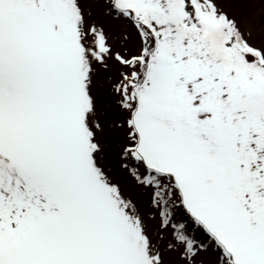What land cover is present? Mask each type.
I'll use <instances>...</instances> for the list:
<instances>
[{"label": "snow or ice", "instance_id": "snow-or-ice-1", "mask_svg": "<svg viewBox=\"0 0 264 264\" xmlns=\"http://www.w3.org/2000/svg\"><path fill=\"white\" fill-rule=\"evenodd\" d=\"M0 264H264V0H0Z\"/></svg>", "mask_w": 264, "mask_h": 264}]
</instances>
